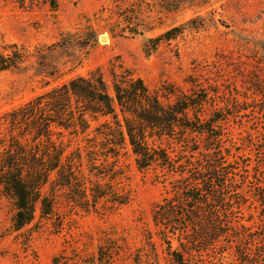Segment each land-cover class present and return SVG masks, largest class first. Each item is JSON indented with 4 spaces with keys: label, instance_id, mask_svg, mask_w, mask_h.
<instances>
[{
    "label": "trees",
    "instance_id": "trees-1",
    "mask_svg": "<svg viewBox=\"0 0 264 264\" xmlns=\"http://www.w3.org/2000/svg\"><path fill=\"white\" fill-rule=\"evenodd\" d=\"M162 8L175 11L179 2ZM120 20H128L131 35L150 29L134 23L127 9ZM180 32L172 28L147 40L145 55ZM64 37L41 46L46 52L14 44L0 53V73L31 67L43 80L41 93L0 115V200L12 206L14 231L28 227L38 207L52 214L65 191L71 200L80 195L85 211L102 200L129 204L130 166L122 159L131 156L139 172H154L164 188L152 224L172 264H264V164L253 168L250 156L233 152L222 129L227 107L209 103V90L196 86L190 93L173 86L152 91L123 65L111 66L110 81L96 69L50 87L72 73L50 57L73 46L95 47L99 30L89 26L80 38ZM78 137L85 145L72 149ZM146 241L141 257L158 263L152 234Z\"/></svg>",
    "mask_w": 264,
    "mask_h": 264
},
{
    "label": "rangeland",
    "instance_id": "rangeland-1",
    "mask_svg": "<svg viewBox=\"0 0 264 264\" xmlns=\"http://www.w3.org/2000/svg\"><path fill=\"white\" fill-rule=\"evenodd\" d=\"M177 2L175 11L162 8ZM126 9L134 23L150 24L149 31L125 32L128 20L120 18ZM89 26L99 30L98 43L52 55L53 65L72 73L50 87L96 69L110 81L111 66L123 65L152 91L170 86L184 93L193 86L208 89L209 103L227 107L222 129L227 141L235 143L233 152L242 159L250 156L253 168L264 164V0H0V53L14 44L46 52L64 35L80 38ZM172 28L181 29L178 37L146 56L147 40ZM38 76L31 67L0 73V115L43 91ZM81 141L72 139V149L84 146ZM122 162L130 166V180L124 181L132 194L127 205L102 200L96 210L91 202L85 211L80 195L71 200L65 191L52 214L43 215L38 207L34 221L15 232L12 206L0 200V264H172L152 224L164 188L154 172H139L131 156ZM150 234L158 263L141 257Z\"/></svg>",
    "mask_w": 264,
    "mask_h": 264
}]
</instances>
